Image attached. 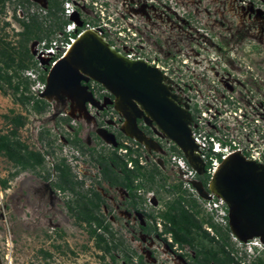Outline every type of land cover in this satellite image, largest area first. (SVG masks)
<instances>
[{
	"label": "rangeland",
	"instance_id": "1",
	"mask_svg": "<svg viewBox=\"0 0 264 264\" xmlns=\"http://www.w3.org/2000/svg\"><path fill=\"white\" fill-rule=\"evenodd\" d=\"M49 1L5 0L0 5V48H8L14 53L20 51V34L24 30L21 20L28 21L33 14L43 20ZM79 1L89 4L84 10L87 14L85 17L93 24H97L100 10L107 17L113 16L115 21L108 27V31L115 35L107 34L113 44L120 49L133 50L136 56L159 63L168 71L176 85L175 93L178 96L182 93L189 101L194 126L200 130L198 132L219 134L229 140L240 139L243 149L246 146L249 149L255 144L259 157H264V0ZM92 2L98 3L99 10L94 9ZM100 5L103 7L100 8ZM51 21L52 18L46 22L44 30ZM116 27L127 30L125 38L116 34ZM37 42L32 40L28 44L29 48L34 50ZM30 64H34L33 59ZM25 80L28 79L25 72H22L13 79V84ZM28 81L29 95L33 93L38 96V88L32 87L34 83ZM0 86V135L22 142L29 151L39 152L45 159L40 170H19L13 162L0 155V264H140L137 255L132 259L130 254L137 249L140 255L144 248H140L136 241L134 249L130 240L132 235L136 238L143 235L139 229V225L145 223L143 214L146 211L156 213L167 206L165 203L170 204L177 197H184L188 202L195 200L197 220L209 236L214 238V242L209 239L201 241V244L216 252L219 258L235 257L236 260L231 264H253L257 261L258 257L255 260L247 257L244 250L248 247L235 240L236 236L228 227V220L221 223L218 212L210 209L211 199L200 196L189 185V181H185L182 171L176 168L174 156L180 155L172 152L171 142L163 143L167 151L165 155L158 152L153 154L157 161L161 159L166 162L165 169L156 173L155 185L152 187L138 180L141 184L139 188H142L140 193L147 206L139 205L140 210L135 214L128 208L127 197L121 190L118 192L111 188L106 191L109 196L108 205L101 215L111 225L114 237L98 232L105 234L112 247L107 251L105 245L91 234L89 225L79 224L67 212L66 202H71V195L57 194L53 198L47 194V188L36 181L43 176L42 171L50 173L52 177V163L63 156H67L71 164L76 165L71 158V145L64 139L70 137L74 140L76 132L82 140L81 145L85 146L83 138L88 136L90 130L87 121L84 119L82 123L76 122L73 124L75 129H71L69 124L72 123L66 124L60 117L53 118L54 112H67L66 102L61 99L63 95L70 97L67 94L60 93L50 101L41 95L47 106L44 111L37 112L33 108V100L23 104L11 87L3 82ZM82 93L80 91L77 97ZM33 97L35 101L37 98L35 95ZM244 114L249 122L257 124L256 120H259L261 124V127L256 125V132L249 137L246 132L242 134L237 130L239 118ZM18 116L24 118L25 124L15 128L12 120ZM13 130L16 131L15 136L12 135ZM91 139L97 147L101 144L94 140L93 134ZM50 141H55L53 146L49 145ZM102 149L104 153L110 152L107 145ZM131 149L145 163L147 154L144 149ZM126 156L122 154V159ZM150 161L147 171L152 170L156 164L152 157ZM77 166L80 168L76 167L74 172L78 178L86 179L82 191L88 193L89 188L96 187L90 184L86 176L98 174V167L88 158L84 163H77ZM3 181L7 183L6 187ZM181 181L184 183L183 189L176 190ZM164 186L169 187L165 188L167 192L162 189ZM153 191L155 199L160 201L156 208L149 205L147 198L148 193L152 196ZM42 193L44 195L41 196ZM110 209L114 212L108 213ZM208 220L217 229L208 227ZM112 238L123 242L122 245L113 248ZM251 241L259 243V248L264 246L259 237ZM46 253L51 257H46ZM260 256L264 261V250Z\"/></svg>",
	"mask_w": 264,
	"mask_h": 264
},
{
	"label": "water",
	"instance_id": "2",
	"mask_svg": "<svg viewBox=\"0 0 264 264\" xmlns=\"http://www.w3.org/2000/svg\"><path fill=\"white\" fill-rule=\"evenodd\" d=\"M87 31L50 71L43 97L50 101L64 93L77 99L80 91L87 90L83 84L93 80L114 97L110 104L124 119L121 131L125 136L151 150L155 143L138 130L137 120L142 119L148 126L155 123L159 132L172 140L197 173L203 175L204 163L192 137L189 106L174 93L164 74L146 60L128 58L98 31ZM31 52L34 54V50ZM88 94L86 102L102 109ZM110 138L109 143L116 145L114 136ZM194 186L200 196L211 198L201 182ZM209 191L228 205L229 227L240 242L256 237L264 242V165L236 153L223 162Z\"/></svg>",
	"mask_w": 264,
	"mask_h": 264
},
{
	"label": "flooded vegetation",
	"instance_id": "3",
	"mask_svg": "<svg viewBox=\"0 0 264 264\" xmlns=\"http://www.w3.org/2000/svg\"><path fill=\"white\" fill-rule=\"evenodd\" d=\"M89 84L90 83L83 84L87 88V90L80 94L77 99H71L70 97L63 95L61 99L66 102L65 109L67 110V112H54L53 117L56 119L60 117L59 119L64 121L66 124L72 123L69 124V127L71 129H75V126H73V124H75L76 122L82 123L81 121L84 119L85 121H87L86 124L90 127L88 136L83 138V141L86 144L85 146L81 145L82 140L79 138L80 136L77 135L76 132L74 133V140L70 137L64 139L65 142H68L71 145L70 149L71 151H73V156L71 158L74 159L76 165L71 164L70 159L68 160L67 156H63L58 161L54 160V162L52 163V169L54 172V174H52V177H50V173L46 174L43 171V176H40V180L36 179L35 176L34 177L37 183H40L43 188H47V194L51 195V197L53 198L57 194L65 195L68 193L69 195H71L72 200L71 202H66V209L67 212L70 213L75 220L80 222L79 224H87L91 229H96L97 232H105L102 227H99L97 222L93 221L91 223H88L83 218L82 214L85 212L86 207H88L91 210V213H94V215L97 216L98 220L103 223V227H108V230L110 231V233L108 234H111V236L114 237V234L111 230V225L107 223L101 215L102 210L107 209L108 205L107 199L109 198V196L107 195L106 191L110 190L111 188L115 189L118 192L119 190H121L127 197L126 201L128 202V208L136 214V211L140 210V208H138L139 205L147 206L146 201H144V198L140 193L142 188H139L141 184H139L140 182L138 180L145 182L153 187V185H155L156 183V173H158L160 170L165 169L166 167V162L161 159H158L157 161L153 157V154L157 152L161 155L166 154L167 151L163 146L164 142L172 143V152L176 154H179L180 152H178L179 147L172 140L165 138L164 135L159 132L155 123L153 124V126H148L142 119H138V130L146 135L152 142H154L155 145H153L151 150L144 147V151L147 154V156H145V163L142 165L138 161V164L141 167L142 172H144L146 175L139 176L143 179L135 177L134 172L136 171V167L133 162V157L130 159V157L126 156L124 159H122V154L119 153V150L125 147L124 144H121L122 139H128V141L132 142V138L125 136L121 131V127L119 126V121H122L124 123V119H117L116 121L114 120L113 116H110L111 118L107 119L111 111L118 114V112L115 110L114 104H110V102H114V97L110 93L103 95L102 100H96L99 103L98 106H101L102 109L95 107L96 110H90L88 108V104L90 102H86L89 99L88 93H91L89 91ZM91 95L93 98V94ZM91 134L94 135L95 141L101 143L98 145V147L91 139ZM111 135L114 136L116 145L109 143L111 140ZM54 142L50 141L49 145L53 146ZM106 145L109 146L110 152L104 153L102 147ZM129 152L130 156H132V154L134 153L132 149H129ZM151 157L152 159H154V162L156 164L154 165L152 170L147 171L146 169L151 165ZM87 158L91 163L98 167V174H94L93 176H86L88 177L87 180H89L90 184H94V186L96 187L89 188L87 190L88 193L82 191V188L86 185L84 183L86 182V179L83 177L78 178V176H76L77 174H75L74 172L76 167L78 169L80 168V166H77V163H84ZM122 162L127 164V172L124 171L122 167H119L121 166ZM131 162H133V167L129 166V163ZM42 167L43 165L32 169L40 170ZM17 168L19 170H23L21 166H17ZM60 168L65 170L66 175H63ZM23 181L24 179H22V183ZM135 182L137 183V185H135ZM192 182L194 185L195 181L192 180ZM44 184L46 185L44 186ZM183 185L184 183L183 181H181L176 186V190L183 189ZM165 188L169 187H162V189L167 192ZM136 192H138V194H136ZM150 194L151 193H148L147 197L148 203L151 207L153 206L156 208V205H158L160 201L155 199L154 191L152 192V196ZM175 194L177 196L179 195L177 192ZM42 195L44 194L42 193L41 196ZM111 198L113 197L111 196ZM184 203H187V205H184ZM93 204L99 205L98 207H95ZM71 205H73V207ZM165 205L167 206L157 210L156 213H148L146 210L141 209L142 211H146V214H143L145 223L139 225V229L143 232V235L138 236L137 238L132 235V240L130 241L134 249H136L134 243L137 241L136 243H138L139 247L144 248V252L138 255V250L136 249V252L132 249L133 251L130 254L132 259L136 254L140 264H216L211 254L213 250L208 247H205V249H201V241L211 239L210 236L209 238L204 236L200 237V235L203 234L202 231L200 232L197 227L191 226V230L187 231L188 242H178L175 240L173 230L178 231L179 229L175 227L174 224L168 219L170 216L179 213L182 206H184V208L188 210L191 215H194L195 219L197 220L196 213L194 212V208L196 205L195 200H191L188 202L184 197H177L172 203H165ZM225 209L227 211L225 220H228V222H230V210L226 203ZM109 212L114 211L110 209L108 213ZM211 223L212 222L208 220L206 222V225L212 228V226L210 225ZM200 224L202 225V223ZM180 225L183 226V224ZM242 226L247 227L245 224H242ZM112 240L114 241L113 248L115 249L117 246H120V244L122 245L123 243L119 240L117 241V239L112 238ZM209 241L214 242V240ZM45 256L51 257V255L48 253H46ZM113 260L115 259L113 258ZM127 260H130V258H127Z\"/></svg>",
	"mask_w": 264,
	"mask_h": 264
},
{
	"label": "built area",
	"instance_id": "4",
	"mask_svg": "<svg viewBox=\"0 0 264 264\" xmlns=\"http://www.w3.org/2000/svg\"><path fill=\"white\" fill-rule=\"evenodd\" d=\"M62 7L63 11L61 12L60 16L63 21H65V24H63V28L61 30H57L50 39H43L41 41H38L37 44L34 47V54L33 55V65L31 68L25 71V76L28 80H31L34 85L32 87H37L38 96H36L37 99H42L41 95L45 92L47 88V77L50 73V71L57 65V63L65 58V56L70 51V48L74 45L77 38L83 34L87 29L93 28L96 29L100 34H102L118 51L124 53L128 58L134 59V60H146L151 65L158 68L164 76L169 81L171 87L173 88V91L175 93L176 85L173 83V79H171L168 75V71L161 66L159 63L151 62L147 58L143 56H136V53L133 52V50H124L120 49L118 46L112 43L110 40V37L107 35H115L114 32H109L108 27L111 26V23H114L115 20H113V16H106L103 10H100V15L96 18L97 24L91 23L85 15V7L89 4L81 3L82 1L79 0H62ZM92 5L95 7L94 9L99 10L98 3L92 2ZM103 6L100 5V8ZM88 17V16H87ZM113 25V24H112ZM113 28V27H112ZM117 29V27H116ZM115 32L117 35H119L120 38H125L124 33L127 31L125 29H121L118 27V29ZM130 31V30H128ZM43 78V80H42ZM89 84V91L91 94H93L94 100L100 101L102 96L109 93L105 88H103L100 84L96 83L93 80H90ZM177 92V91H176ZM177 94V93H176ZM33 95V93H32ZM33 95V96H34ZM178 95V94H177ZM179 97L183 100V102L188 104L187 98H184L185 96L180 93ZM230 99V98H229ZM88 108L90 110H96L95 106L92 103L88 104ZM241 110V109H239ZM189 111H191L189 109ZM191 113V112H190ZM110 116L114 117V120L117 121V119H123V117L116 112L111 111ZM206 114L203 113V116L205 117ZM192 116V115H191ZM109 117V116H108ZM239 122L237 123V130L241 131L243 134L246 132L247 137L254 134L256 131L255 127L257 124H259V120H256L257 124L254 122H249L247 120V117L240 116ZM123 122L119 121V126H123ZM261 127V124H259ZM198 130L194 126V120L192 119L191 124V132L192 137L195 141V143L198 146V152L200 155L201 160L204 163V174L199 175L197 171L190 165L188 162L186 156L182 152L180 148H178V151L180 152V156H174V161L176 168L182 171L184 174L185 181H189V185L192 186L195 190V186L193 185V181L201 182L204 189L208 192V196H210L211 200L209 201V204L212 205V208H210L212 211H217L220 215V222L225 223L226 222V209H225V202L217 197L214 193L209 191V187L211 184V181L213 180L214 176L220 169L221 165L224 161L230 157V155L241 153L247 160L254 161L256 163L264 165V157H259V153H257V149L252 145L249 149H243L242 142L240 139L238 140H229L222 138L219 134H203L202 132H198ZM262 132V131H261ZM132 140V139H131ZM130 143V144H129ZM121 144H124V148H121L120 154L127 155V157H130L134 160H138L140 164H144L143 160L140 158V160L132 154L130 156L129 149L133 147L135 150H143L144 145L138 143L136 140L128 141V139H122ZM251 144V143H250ZM254 147V148H253ZM129 148V149H128ZM130 167H133V162L129 163ZM207 180L206 184L204 181ZM188 185V186H189ZM189 186V187H190ZM198 192V191H197ZM216 200L217 202H215ZM235 240H237L235 238ZM238 241V240H237ZM240 245L244 244L248 247V249H245V253L248 255L247 257L251 258L252 260H255V257L257 258V255L259 252L255 253V247H258L257 242L249 241L247 243H243L238 241ZM261 250H264V246H261ZM242 251V248L241 250Z\"/></svg>",
	"mask_w": 264,
	"mask_h": 264
},
{
	"label": "trees",
	"instance_id": "5",
	"mask_svg": "<svg viewBox=\"0 0 264 264\" xmlns=\"http://www.w3.org/2000/svg\"><path fill=\"white\" fill-rule=\"evenodd\" d=\"M4 2L5 0H0V5H3ZM62 11L63 7L61 0H50L47 8V14L43 17V20H39V16L37 14H33L32 16H30L28 21L21 20L24 30L20 34L22 37L19 42L20 51L14 53L10 52L8 48H0V83L3 82L11 87L14 92L19 95V101L21 103L28 104L33 100V108L37 112L44 111L47 103L42 99H36L34 101L35 98L32 95H29L30 83L28 80H25L24 82L18 81L17 83L13 84V79L19 77L22 72H25L33 65L30 64L33 59V55L28 44L32 40L41 41L43 39H50L57 30H61L63 28V24H65V21H63L61 16L59 15ZM51 18V24L48 26L46 31L44 30V26L46 25V22ZM40 34H44V36H40ZM0 90H2V86H0ZM12 123L14 124L15 128L22 127L25 124L24 118L22 116L14 118L12 120ZM15 130L12 131L13 136L16 135ZM0 155L13 162L16 167L21 166L22 169L36 168L38 166H42L45 162L44 156L41 153L29 151L27 146H25L22 142L15 141L9 136L4 135H0ZM133 162L136 167L134 176H145L146 174L142 172L141 167L138 164V160H133ZM126 165V163L122 162L121 166L119 167H122L123 170L127 172ZM60 169L63 175H66L65 170L62 168ZM206 181L207 180L204 181L205 184L207 183ZM2 184L5 187L7 185L6 181H3ZM93 205L95 207H98L99 204ZM82 215L88 223H91L93 221L97 222L99 227H102L105 230L104 233H110L108 227H103V223L98 220L97 216L94 215V213H91V210L88 207H86V210ZM168 219L174 224L175 227L179 229L178 231L173 230L175 240L178 242H188L187 231L191 230V226L197 227L200 232L202 231L203 234L200 235V237L204 236L209 238V234L202 229V225L200 224V222L197 221L194 215H191L188 210L184 208V206H182L179 213L170 216ZM180 224H183V226H181ZM210 225L212 226V228L217 229V226L215 224L211 223ZM91 234L93 236H96L98 241L105 245L107 251L111 250L112 247H110L107 238H105V234H99L96 229H91ZM211 240H214V238H211ZM201 249H205V246L203 244H201ZM211 254L216 264H231L236 260L235 257L231 258L230 256H228V258H219L218 254L214 251H212ZM253 264H264V262L263 259L258 258L257 261L253 262Z\"/></svg>",
	"mask_w": 264,
	"mask_h": 264
},
{
	"label": "clouds",
	"instance_id": "6",
	"mask_svg": "<svg viewBox=\"0 0 264 264\" xmlns=\"http://www.w3.org/2000/svg\"><path fill=\"white\" fill-rule=\"evenodd\" d=\"M255 253H257V252H259L258 253V255H257V257L259 258L260 257V255L263 253V250H261L260 248H258V247H255ZM247 255V254H246ZM248 256V255H247ZM251 259V258H250ZM256 259V258H255Z\"/></svg>",
	"mask_w": 264,
	"mask_h": 264
},
{
	"label": "bare ground",
	"instance_id": "7",
	"mask_svg": "<svg viewBox=\"0 0 264 264\" xmlns=\"http://www.w3.org/2000/svg\"><path fill=\"white\" fill-rule=\"evenodd\" d=\"M88 31L87 32H89V33H97V30L96 29H93V28H90V29H87ZM91 30V31H90ZM98 34V33H97ZM76 43V42H75ZM74 43V44H75ZM73 47V46H72ZM72 47L70 48V50L72 49ZM234 155V154H233ZM232 155H230V157H231ZM229 158V157H228Z\"/></svg>",
	"mask_w": 264,
	"mask_h": 264
}]
</instances>
